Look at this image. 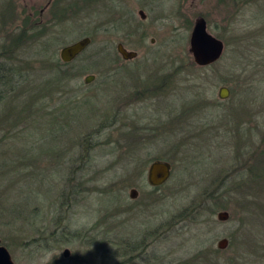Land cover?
Instances as JSON below:
<instances>
[{"label":"rangeland","instance_id":"1","mask_svg":"<svg viewBox=\"0 0 264 264\" xmlns=\"http://www.w3.org/2000/svg\"><path fill=\"white\" fill-rule=\"evenodd\" d=\"M104 1L66 0L56 22L52 5L39 15L47 0H0V60L27 62L0 102V243L14 264H264L263 168L249 159L264 148V0ZM199 17L224 43L202 66L188 44ZM86 32L57 67L67 79L48 83L41 60ZM155 159L171 171L151 186Z\"/></svg>","mask_w":264,"mask_h":264},{"label":"water","instance_id":"2","mask_svg":"<svg viewBox=\"0 0 264 264\" xmlns=\"http://www.w3.org/2000/svg\"><path fill=\"white\" fill-rule=\"evenodd\" d=\"M141 12V11H140ZM90 42L88 36H83L69 44L63 45L59 50V56L62 61H70L79 52H81ZM189 52L192 60L196 65H207L217 60L224 47V43L221 38L210 33L207 29L206 20L203 17H199L195 20L188 39ZM117 51L124 59L132 58L136 55L133 50L126 49L121 43H118ZM93 75H86L84 80L87 82L92 79ZM228 88L226 86H220L218 90V96L225 98L228 96ZM171 164L167 160L155 159L150 162L146 180L151 186H158L165 182L170 175ZM137 195V189L132 187L129 190V196L135 197ZM227 211L218 212L220 219H226ZM227 242L226 238H221L218 241V247H224ZM0 264H14L11 259L10 253L7 248L0 243Z\"/></svg>","mask_w":264,"mask_h":264},{"label":"trees","instance_id":"3","mask_svg":"<svg viewBox=\"0 0 264 264\" xmlns=\"http://www.w3.org/2000/svg\"><path fill=\"white\" fill-rule=\"evenodd\" d=\"M91 5V4H89ZM88 5V7H90ZM76 5H73L72 7H74ZM87 5H86V8H88ZM85 8V7H84ZM71 7H68V5H64V4H59L55 7L52 8V12L53 14L51 15V18L52 19H56L55 21L57 22H60L63 18V15H66L69 13ZM89 9V8H88ZM87 11V10H86ZM25 28V27H23ZM36 28V27H34ZM27 29H30V28H27ZM38 30V33H41L43 31V28H40V29H37ZM23 32L22 30L19 32L18 36H22ZM93 35V34H92ZM8 48V47H7ZM4 49V48H3ZM4 51V50H2ZM105 53L109 54L110 53V48L109 46H107L105 48ZM5 55V54H3ZM4 60L5 61H1L0 60V102L6 98V95L11 92V91H15V89L18 87V85L20 84L18 82V77L21 79L23 77V74L21 73V71L23 69L26 68L25 63L24 65H17V64H14L13 61H10L12 60V56L7 54L4 56ZM60 64H67V62H62L59 57L58 59H55L54 61H49V60H41V63H40V68H44V69H47L50 74V77H49V82L48 83H51V85L53 83H58L59 81H61L62 79L66 78V74L68 73L67 70H60L58 69L57 67L60 65ZM54 71H57L58 72V75H53V72ZM166 76V75H165ZM47 79L48 78H45L43 80H40V82L38 84H33L32 86L28 85V87H30V89H35V90H38V93L39 92H45V83H47ZM67 79V78H66ZM161 83V82H160ZM158 84V83H157ZM164 84V83H163ZM163 84L161 83L160 85H155V86H148V85H144V87L142 88L143 90H145V92L148 94H151L153 93V88L155 89H160V92H163ZM27 86V85H26ZM149 90V91H148ZM35 92V91H34ZM34 104L31 105V103L28 101V100H25V102L23 103V105L20 107V111L21 110H29V111H33L34 110ZM40 109V107H39ZM14 110H16V107H14ZM17 116V115H16ZM15 116V117H16ZM9 120H12V119H7L5 122L6 124H9L11 121ZM4 122V120H1L0 123ZM135 146L131 147L132 149L134 148ZM256 157H260V161H261V165H262V168H263V171H262V174H261V177H263L260 181H264V148L262 150H260V152H258L257 154V151H252L249 155V159H252V160H255ZM9 167V166H8ZM248 167H249V172L252 171V167H254V164L252 162H250L248 164ZM1 168L2 166H0V171H1ZM3 169V168H2ZM2 175H3V172H0V178H2ZM260 177V178H261ZM264 184V183H263ZM19 198V197H18ZM19 202H21V200L19 199ZM14 203V202H13ZM15 204H18L17 202H15ZM21 210V209H20ZM53 235L56 234V233H61L63 232V229L62 227H56L55 229H53ZM59 241L60 238L56 239L55 238V241ZM57 241V243H59Z\"/></svg>","mask_w":264,"mask_h":264},{"label":"flooded vegetation","instance_id":"4","mask_svg":"<svg viewBox=\"0 0 264 264\" xmlns=\"http://www.w3.org/2000/svg\"><path fill=\"white\" fill-rule=\"evenodd\" d=\"M56 1L57 0H47V2L44 4V6L42 7V8H40V10H39V15H40V13H42V11L46 8V6H56L57 4H56ZM66 0H61L60 1V5L61 4H64V5H68V3H63V2H65ZM109 1H111V3H112V1L113 0H109ZM108 0H105L104 2H109ZM56 4V5H55ZM100 4H101V2H100ZM103 4H105L104 6H106V5H108V3L106 4V3H103ZM87 5V4H86ZM112 9V10H111ZM107 10V9H106ZM111 11V12H110ZM141 11V12H140ZM103 12H104V14L105 13H109V14H111V13H113V12H115V9H113V7L111 6L110 8H108V10L105 12L104 10H103ZM116 12H117V10H116ZM137 13H138V15H139V17L141 18V19H143V18H145V13H144V11H143V9L142 8H139V9H137ZM117 18H118V16H116ZM116 17H114V18H116ZM105 18H106V16H105ZM119 18H121V17H119ZM107 20H109V18H106ZM54 20H56L55 18H54ZM109 22V21H108ZM84 36H88L89 38H90V42H89V44L92 42V37H93V35H92V32H86V34L84 35ZM152 41H153V38L151 39ZM118 43H121L126 49H128L126 46H125V42L123 41V40H120V41H118L117 43H116V45H115V50H116V52L119 54V52L117 51V48H116V46H117V44ZM88 44V45H89ZM87 45V46H88ZM86 46V47H87ZM85 47V48H86ZM84 48V49H85ZM83 49V50H84ZM82 50V51H83ZM128 50H133V51H135L136 52V55H137V51L136 50H134V49H128ZM81 51V52H82ZM81 52H79L75 57H77ZM120 55V54H119ZM136 55L134 56V57H136ZM121 56V55H120ZM59 57V59L61 60V58H60V56H58ZM74 57V58H75ZM122 57V56H121ZM134 57H132V58H134ZM73 58V59H74ZM73 59H71V60H73ZM129 59H131V58H129ZM70 60V61H71ZM62 61V60H61ZM70 61H62V62H67V63H69Z\"/></svg>","mask_w":264,"mask_h":264}]
</instances>
